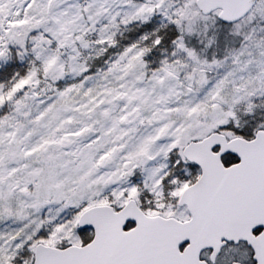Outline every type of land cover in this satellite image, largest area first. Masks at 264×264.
<instances>
[{
	"label": "snow or ice",
	"instance_id": "1",
	"mask_svg": "<svg viewBox=\"0 0 264 264\" xmlns=\"http://www.w3.org/2000/svg\"><path fill=\"white\" fill-rule=\"evenodd\" d=\"M0 264H264V0H0Z\"/></svg>",
	"mask_w": 264,
	"mask_h": 264
}]
</instances>
